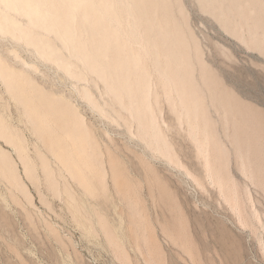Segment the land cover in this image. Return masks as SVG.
Returning a JSON list of instances; mask_svg holds the SVG:
<instances>
[{
    "label": "rangeland",
    "instance_id": "rangeland-1",
    "mask_svg": "<svg viewBox=\"0 0 264 264\" xmlns=\"http://www.w3.org/2000/svg\"><path fill=\"white\" fill-rule=\"evenodd\" d=\"M175 6L179 21H184L187 41L195 43L189 45L190 51L194 49L191 60L197 61L192 62L193 72L196 83L200 82V94L207 99L211 132L226 150L227 190L222 193L207 179L205 163L177 96L165 89L155 74L150 82V103L169 142V156L152 155L139 137L136 118L121 108L106 84L82 62L78 66L86 79L78 81L58 62L49 61L35 47L0 29V58L30 75L43 90L66 97L77 107L100 146H109L124 168L132 169L126 174L135 187L134 208L138 204L134 211L110 182L104 188L96 187L94 194L88 193L50 158L58 181L57 190L53 189L37 156L43 151L42 144L27 124L21 105L0 79V113L24 138L26 153L37 168V178L31 179L13 146L0 138V148L12 156L19 180L0 171V264H264V183L254 175L250 158L236 148L231 113L223 103L213 101L201 78L205 63L225 88L252 105L264 120V52L250 41L245 28L238 33L225 28L196 0H177ZM0 9L4 10L3 6ZM9 13L28 26L26 17ZM55 43L68 60L76 62L61 42ZM84 91L96 96L95 106L84 97ZM65 184L74 199L65 191ZM224 193L233 200L238 197L239 205ZM181 212L193 244L172 233L171 221Z\"/></svg>",
    "mask_w": 264,
    "mask_h": 264
},
{
    "label": "bare ground",
    "instance_id": "bare-ground-1",
    "mask_svg": "<svg viewBox=\"0 0 264 264\" xmlns=\"http://www.w3.org/2000/svg\"><path fill=\"white\" fill-rule=\"evenodd\" d=\"M176 1L0 0V5L4 8L0 9V29L4 34L15 37V40H22L35 47L38 53L49 61L58 62L63 70L78 81L85 78V73L80 71L78 66V63L82 62L85 68L106 84L121 108L136 118L139 137L146 142L152 155L169 156V142H166L157 125L150 103V82L155 74L165 89L175 92L181 113L189 122L191 138L196 142L198 153L205 163L207 179L216 183L223 193L228 188L224 174L225 167L227 168L224 155L226 150L211 132V119L206 108L207 99L200 94V82L196 83L193 72L192 62L194 60L197 64V61L196 58L191 60L193 56L190 52L194 51L192 46H195V43H191L193 50L190 51L191 40L187 41V32L183 31L184 21L180 22L178 13L175 14ZM196 1L225 28L236 33L245 28L250 41L264 52V0ZM9 10L26 17L28 26H22L19 22L21 20L18 21ZM50 36L61 42V47L70 51L76 62L68 60ZM8 64L9 62L6 64L0 58V79L3 80L10 96L21 105L27 124L37 141L42 144L44 152H38L37 156L51 187L57 190L58 181L50 158L58 163L60 170L68 173L90 194L95 193L96 187L104 188L109 182L112 183L135 211L138 206L137 204L134 208L135 196L132 190L135 187L130 176L126 174L132 169L124 168L109 146H100L84 117L66 97L43 90L30 75L19 72ZM201 72V78L210 90L213 101L223 103L231 113L234 120L232 138L236 148L246 153L254 167L253 173L259 179L257 181L264 183L263 116L252 105L241 101L225 88L205 63ZM91 95L93 94L84 91V97L95 106L96 96ZM0 138L13 146L28 176L36 179L37 168L26 153L24 138L1 113ZM11 157L0 148V171L18 182L16 166ZM68 186L65 184L64 189L74 199ZM233 187L235 189V186ZM234 194L236 196V192ZM224 196L233 200L230 194L224 193ZM237 198L233 201L239 205ZM180 214L171 221L172 233L177 234L180 239L182 237V240L185 239L186 243H192L186 229V218L182 212ZM191 247L190 244L189 248Z\"/></svg>",
    "mask_w": 264,
    "mask_h": 264
}]
</instances>
